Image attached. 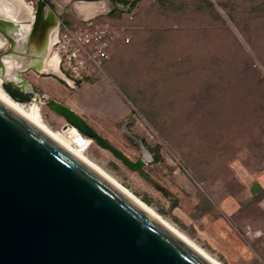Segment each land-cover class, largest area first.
Masks as SVG:
<instances>
[{
	"label": "rangeland",
	"instance_id": "rangeland-1",
	"mask_svg": "<svg viewBox=\"0 0 264 264\" xmlns=\"http://www.w3.org/2000/svg\"><path fill=\"white\" fill-rule=\"evenodd\" d=\"M116 1L94 18L115 33L103 75L69 89L98 82V101L109 86L127 103V120L99 131L133 160L148 149L147 177L86 135L84 154L223 264H264V0ZM62 21L85 23L70 10ZM21 75L61 135L65 117L34 94L55 98L54 75Z\"/></svg>",
	"mask_w": 264,
	"mask_h": 264
},
{
	"label": "water",
	"instance_id": "water-1",
	"mask_svg": "<svg viewBox=\"0 0 264 264\" xmlns=\"http://www.w3.org/2000/svg\"><path fill=\"white\" fill-rule=\"evenodd\" d=\"M76 2L93 3L95 12L89 16L78 15L74 8ZM121 7L116 0H77L74 3L37 0L33 25L44 28L48 22L47 11L57 17L48 53L51 55L60 22L67 11L87 21ZM9 27L0 19V35L6 38L4 50L0 51V68L4 66L3 56L15 52L18 42ZM34 50L31 47V53L25 54L22 71L32 69L53 74L72 84L55 55H52L57 60L55 70L28 64L27 59ZM7 81L20 91H28L26 85L33 91L32 84L24 77L21 84ZM34 94L36 100L47 98L49 108L65 117V129L75 126L147 177L144 166L151 158H146L144 152L141 158H129L75 109L55 98L49 99L46 93ZM0 264L217 263L0 94Z\"/></svg>",
	"mask_w": 264,
	"mask_h": 264
},
{
	"label": "bare ground",
	"instance_id": "bare-ground-1",
	"mask_svg": "<svg viewBox=\"0 0 264 264\" xmlns=\"http://www.w3.org/2000/svg\"><path fill=\"white\" fill-rule=\"evenodd\" d=\"M83 4V3H82ZM89 4V3H88ZM81 5V3H79ZM84 6V5H83ZM91 6V5H90ZM94 6V5H93ZM96 7V6H95ZM79 8V7H77ZM88 13V12H87ZM1 15L3 18H1ZM35 9L26 3L25 0H0V19L5 23L6 26H10L8 29L9 32L15 35L18 39L16 51L11 55L3 56L4 66L0 68V94L3 95L6 99L28 114L30 117L35 119L38 123L48 129L51 133L57 136L60 140L69 145L73 150H75L82 157L87 159L101 171H103L106 175L112 178L115 182H117L121 187H123L126 191H128L131 195H133L137 200H139L142 204H144L147 208H149L154 214H156L160 219L170 225L173 229L179 232L182 236L188 239L191 243H193L197 248H199L203 253H205L208 257H210L217 264H223L220 260L212 256L209 252H207L203 247L197 244L194 240H192L188 235L182 232L179 228H177L174 224H172L168 219L164 218L159 212H157L153 207L147 204L144 200H142L139 196H137L134 192H132L129 188L120 183L116 178L106 172L102 167H100L97 163L92 161L88 156L84 154V151L87 149L86 136L81 132H74L71 127L65 129V132L59 133L55 132L51 129L41 118L40 107L35 102H22L13 98L2 86V78L9 75L11 76V81H15L19 84L23 82V76L21 75V71L23 67L25 59L24 56L26 53H31L30 48L33 46L35 50L32 52L31 57L27 59V63H32L39 69L43 68L44 61L46 62L47 67L51 70L56 69L57 60L55 56L48 55L50 46L54 36V29L57 23V17L51 11H47L46 16L48 18V22L43 26L44 28H34ZM29 21V22H27ZM35 37V38H33ZM6 42V38L3 35H0V48ZM5 46V45H4ZM26 90L30 91L31 87L26 85ZM145 157L149 159L150 154L146 148H144Z\"/></svg>",
	"mask_w": 264,
	"mask_h": 264
},
{
	"label": "built area",
	"instance_id": "built-area-1",
	"mask_svg": "<svg viewBox=\"0 0 264 264\" xmlns=\"http://www.w3.org/2000/svg\"><path fill=\"white\" fill-rule=\"evenodd\" d=\"M71 27L61 20L57 39L51 55L58 58L61 70L72 81L67 87H81L91 79L103 75L104 64L110 58V48L115 33L108 24L95 19Z\"/></svg>",
	"mask_w": 264,
	"mask_h": 264
},
{
	"label": "crops",
	"instance_id": "crops-1",
	"mask_svg": "<svg viewBox=\"0 0 264 264\" xmlns=\"http://www.w3.org/2000/svg\"><path fill=\"white\" fill-rule=\"evenodd\" d=\"M93 5V3L88 4V2H76L74 8L78 15L89 16L95 12L96 7ZM43 67H47L45 61ZM49 70L51 69L49 68ZM47 81L53 90V97L75 109L99 133H101L99 129L114 123L126 121L129 117L130 109L127 103L118 98L115 91L109 86L106 87V97L109 98V101L101 103V101H98L100 96L98 93H95L100 88L98 82L79 88L75 95L72 96L71 89L57 76H50V80L48 79Z\"/></svg>",
	"mask_w": 264,
	"mask_h": 264
},
{
	"label": "trees",
	"instance_id": "trees-1",
	"mask_svg": "<svg viewBox=\"0 0 264 264\" xmlns=\"http://www.w3.org/2000/svg\"><path fill=\"white\" fill-rule=\"evenodd\" d=\"M138 0H133L132 2L128 3L126 0H122L123 2V10H129L132 7L135 6L136 2ZM4 89L16 100L18 101H22V102H29L30 100V96L24 94L22 91H20L18 88H14L12 87L10 84L8 83H4L3 84Z\"/></svg>",
	"mask_w": 264,
	"mask_h": 264
}]
</instances>
